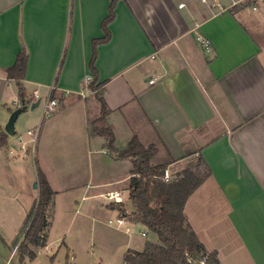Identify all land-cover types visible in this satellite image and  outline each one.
<instances>
[{
    "label": "crops",
    "instance_id": "0c3cea01",
    "mask_svg": "<svg viewBox=\"0 0 264 264\" xmlns=\"http://www.w3.org/2000/svg\"><path fill=\"white\" fill-rule=\"evenodd\" d=\"M111 1L0 0V134L13 111L10 103L21 105L8 70L23 49V84L29 107L40 101L37 119L53 91L58 102L46 130L52 145L43 144L18 191L30 207L27 216L39 196L37 165L56 192L54 206L60 193L74 187L57 184L53 175L61 164L51 159L58 158L60 134L79 140L81 149L95 141L107 151L106 139L91 129L101 105L85 79L93 75V42L105 36ZM238 1L119 0L111 39L97 47L95 67L99 83H107V122L117 149L133 137L154 144L157 162L175 173L202 160L210 175L185 205L189 224L221 264H264V9L259 15L234 13ZM249 18L259 25L257 35L246 24ZM43 133L41 127L37 140ZM10 140L8 135L0 151ZM92 176L83 185V201L97 186ZM107 191L115 190L100 195Z\"/></svg>",
    "mask_w": 264,
    "mask_h": 264
},
{
    "label": "rangeland",
    "instance_id": "374dc122",
    "mask_svg": "<svg viewBox=\"0 0 264 264\" xmlns=\"http://www.w3.org/2000/svg\"><path fill=\"white\" fill-rule=\"evenodd\" d=\"M263 9L264 2L256 11L247 7L242 11L259 15ZM246 24L249 30L257 35L259 31L257 22L249 18L246 19ZM9 106L13 110L12 113L18 108V105L16 107L13 103ZM36 113V110H30L18 117L15 123L16 134L10 136L8 147L0 151V264H123L124 256L129 249L144 251L148 242L159 243L156 234L128 218H125L124 227H118L115 221L121 217L119 210L108 207L110 202L100 195L106 190H119L127 213L133 211L125 178L129 174L128 169L132 168L131 160L112 161L107 151L104 149L106 152L103 153L102 147L95 141H92L90 146L85 144L84 149H81L79 140L69 142L62 133L54 144V155L58 158L51 157L52 163L59 161L61 163H54L53 175L57 184L74 187L56 197L47 245L43 248L30 246L29 251L36 255L34 259L29 257L28 252L24 256L21 254L19 245L23 236L21 235L18 240L17 238L30 207L22 204L18 191L22 180L33 173L35 157L38 160L43 144L48 142V146L52 145L50 142L52 139H48L46 130L53 115L44 114L37 119ZM2 126L5 132L6 123ZM41 127L44 129L41 138L34 144L28 142L31 139L28 131L40 132ZM18 136H22L24 142H28L26 146L30 148L29 152L21 150L24 143L18 141ZM117 146L122 149L125 145L119 142ZM155 158L152 163H159ZM169 169L177 176L175 169ZM92 171L93 184L97 186L93 187L83 201L82 192L86 189L83 185L90 181L89 173ZM101 181L106 182L100 185ZM96 187L98 189H95ZM110 220L113 224L109 223Z\"/></svg>",
    "mask_w": 264,
    "mask_h": 264
},
{
    "label": "trees",
    "instance_id": "16d2710c",
    "mask_svg": "<svg viewBox=\"0 0 264 264\" xmlns=\"http://www.w3.org/2000/svg\"><path fill=\"white\" fill-rule=\"evenodd\" d=\"M118 1H111L109 15L102 23L105 36L93 42V56L90 62L93 75L85 87L87 86L99 101L101 111L99 117L91 122V129L93 133L106 139L104 148L110 155L121 160L129 159L133 165L129 186V198L133 211L127 213L124 202L111 203L110 207L118 209L120 214L130 221L146 226L150 232L157 235L159 241V243L148 242L144 251L129 249L124 256L123 264H202L203 260L205 264H221L218 253L209 252L206 249L184 213L189 197L210 175L209 169L202 160H199L196 166L185 168L177 173V181L166 183L162 179V174L168 164L152 163L157 155V147L154 144L145 146L137 137H133L123 150L117 149L115 145V135L107 122L110 114L105 100L107 83H99L95 60L97 47L111 39L109 25L115 19V7ZM252 5L251 2L240 3L235 5L232 11L236 13ZM27 64L28 54L23 49L17 55L15 65L8 70V75L17 83L20 103L29 106L28 95L23 84ZM50 99L56 100L54 91ZM7 138L8 135L5 132L0 134V148L7 146ZM37 176L39 196L20 230L23 240L19 250L23 256L28 252L31 259H34L36 255L29 251L30 246L43 248L47 245L56 196L46 174L38 165Z\"/></svg>",
    "mask_w": 264,
    "mask_h": 264
},
{
    "label": "built area",
    "instance_id": "2783aa9c",
    "mask_svg": "<svg viewBox=\"0 0 264 264\" xmlns=\"http://www.w3.org/2000/svg\"><path fill=\"white\" fill-rule=\"evenodd\" d=\"M242 2L243 3H245V2L253 3V5L250 8L252 10L256 11V10H258L260 4L262 2H264V0H239L237 2V4L242 3ZM205 46H207V44H205ZM90 81H91V77H87L85 79V84L87 85ZM153 82L154 81H151V83H153ZM86 88H87V86H86ZM35 94H37V92H35ZM57 107H58L57 100L48 99V101L45 105L44 114L48 115V116L52 115L56 111ZM38 134H39L38 130H29L28 135L31 136V139L29 140V142L33 143V144L36 143L37 139H38ZM18 141L21 143H25L22 145L21 150H23L24 152H27L28 151V147L26 146L27 142H24V139L22 136H18ZM162 179L166 183H171V182L175 181L177 179V177L174 176V174L170 171L169 168H166L163 171ZM103 197H104V199L109 201L110 204L111 203H116V204L123 203L122 194L120 191H116V190L115 191H107L106 193L103 194ZM115 222H116L118 227H124L126 225L125 217H123V216L118 218ZM109 223L113 224V222L111 220L109 221ZM127 231H129L128 228H127ZM143 235H145V233H143ZM16 247H17V245H16ZM204 262H205V260H203L201 263L205 264Z\"/></svg>",
    "mask_w": 264,
    "mask_h": 264
},
{
    "label": "water",
    "instance_id": "95a60500",
    "mask_svg": "<svg viewBox=\"0 0 264 264\" xmlns=\"http://www.w3.org/2000/svg\"><path fill=\"white\" fill-rule=\"evenodd\" d=\"M39 103H40V101H37V102H35V103H32V104L30 105V107H29L28 105L24 104V103L21 104V105L17 108V110L14 111V112L11 114V116H10V118H9V120H8V122H7V124H6V126H5V133H6L7 135H9V136H14V135L16 134L15 123H16L18 117H19L23 112L27 111L28 109H30V110H34V109L39 105ZM34 187L37 188V183L34 184ZM20 236H21V235L19 234V235H18V238H19Z\"/></svg>",
    "mask_w": 264,
    "mask_h": 264
}]
</instances>
